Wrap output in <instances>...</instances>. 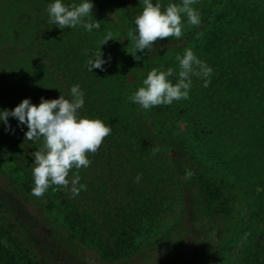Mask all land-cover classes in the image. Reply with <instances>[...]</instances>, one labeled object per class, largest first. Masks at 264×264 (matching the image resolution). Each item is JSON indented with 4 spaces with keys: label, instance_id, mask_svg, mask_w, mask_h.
Wrapping results in <instances>:
<instances>
[{
    "label": "trees",
    "instance_id": "16d2710c",
    "mask_svg": "<svg viewBox=\"0 0 264 264\" xmlns=\"http://www.w3.org/2000/svg\"><path fill=\"white\" fill-rule=\"evenodd\" d=\"M50 2H1L39 48L28 76L21 75L32 84L33 103L41 97H66L70 86L79 84L85 93L79 115L99 118L112 130L95 153H87V168L69 170L68 178H80L74 196L57 185L40 197L33 195V157L19 144L0 152V264H217L241 225L247 234L235 264H264L263 202L243 223L244 190L200 158L169 106L145 110L128 100L134 92L124 40L142 3L93 0V18L100 28L88 32L47 23ZM159 2L163 9L180 0ZM114 5L128 35L108 16ZM193 7L200 13L198 26L185 24L180 38H158L153 48L138 52L144 78L168 62L163 54L169 45H194L212 73L207 87L192 76L189 98L182 99L192 130L227 136L253 131L251 122L264 110V0H196ZM109 32L114 40L101 50L105 57L111 54L110 64L103 72L87 71L85 62ZM53 74L60 76L63 87ZM3 141L17 144L20 136L3 131Z\"/></svg>",
    "mask_w": 264,
    "mask_h": 264
},
{
    "label": "clouds",
    "instance_id": "9594fccd",
    "mask_svg": "<svg viewBox=\"0 0 264 264\" xmlns=\"http://www.w3.org/2000/svg\"><path fill=\"white\" fill-rule=\"evenodd\" d=\"M138 2L142 3L143 8L135 17V27L129 34L132 45L129 54L135 59L140 57L138 52L153 48V42L158 38H180L185 24L198 26L201 23L200 13L192 6L196 0H180L179 4L170 2L163 9L159 0L156 3L153 0ZM93 8V0H80L79 3L71 4H65L63 0H52L46 9L47 23L61 30L66 27H83L91 32L100 28V23L93 18ZM109 40H114L111 32L99 42V51L85 62L87 71H106V66L111 62V54L105 57L101 46ZM176 60L179 62V72L175 83L169 79L174 75L173 68H153L143 78L142 86L128 96V100L147 110L162 104L171 105L181 99L187 100L192 76L202 78L204 87L209 85L212 68L200 60L191 48H186L183 55L178 54ZM84 96L80 85L73 84L69 88L68 98L64 95L53 99L41 97L38 104L33 103L31 98H24L11 109L0 108V124L4 125L6 132L15 131L9 123L11 117L16 119L17 127L22 130L24 126L27 127L25 140H43L42 148L31 153L34 165L32 194L37 197L42 196L52 185L71 184L72 192L78 193L75 186L80 178L74 175L71 180L67 179L69 170L87 168L91 164L87 153H95L103 139L111 133V126L101 119L79 115L85 103ZM140 178L141 175L137 174L135 179L139 181Z\"/></svg>",
    "mask_w": 264,
    "mask_h": 264
},
{
    "label": "rangeland",
    "instance_id": "374dc122",
    "mask_svg": "<svg viewBox=\"0 0 264 264\" xmlns=\"http://www.w3.org/2000/svg\"><path fill=\"white\" fill-rule=\"evenodd\" d=\"M1 2L2 0H0V108L11 109L24 98H31L33 102L32 84H29L27 80L25 81V79L21 77L24 75L28 76L30 64L37 59V50L39 48L36 43L32 41L29 31L28 34H23V29L25 28L21 26L19 21H14L13 12L9 9H5ZM108 16L114 20L120 31L127 34L124 19L116 5L113 6ZM16 31H18L17 33H19V35ZM178 44H183V42H178ZM124 45L131 69L129 82L133 86V92H135L142 86V80L144 78L142 62L139 57L135 59L129 54L132 50L129 38L124 40ZM175 45H177V43L169 45L168 51L163 54L164 57H169L168 62H166V64L161 63L158 67L160 70H167L169 67L173 68L174 75L169 77L173 83L178 79L179 62L171 58L172 52L181 49V51L177 53L183 55L186 48H191L195 55L202 60L197 47L194 45L174 48ZM137 55L139 56V53H137ZM53 76L63 87L64 83L60 76L57 74H53ZM66 98H68L67 92ZM168 106L175 124L184 131L189 141L195 145L200 158L215 167L228 182L235 183L244 190V195L241 199V213L243 216L242 222L245 223V216H248V213L252 212V210L254 211L259 203L263 202L264 204V110H259V112H257L261 119L258 117L256 121L251 122L250 126L253 131L240 135L227 136L223 131L214 133L206 132L201 129L193 131L190 127V115L185 113L182 99L174 101ZM9 123L12 128L14 127L15 131L6 132L4 130V125L0 124V132H6L9 137L18 133L20 141L17 144L15 141L13 143L11 142L8 146H6L7 142H1V153L11 145L16 146L18 144L23 146L26 151H24V153L30 155L34 151L42 148V139L34 141H27L24 139V132L27 131L26 126L23 127V130L21 128L16 129L15 124L17 121L11 117L9 118ZM248 123H250V121H248ZM171 160L172 157L167 155V163H170ZM9 166H12V164ZM92 172H94V170ZM67 179L71 180L68 177ZM64 187L68 195L74 196L71 190V184ZM111 199L112 194H108L107 200L111 201ZM177 210L178 205L175 207L174 211L176 212ZM170 218L171 217L166 219V222H168ZM243 226L244 225L240 226L233 241L229 244L230 248L223 253L217 264H235L239 256L240 244L244 241L247 234L242 230L244 228ZM86 253L88 257L93 258L94 253L92 251H86Z\"/></svg>",
    "mask_w": 264,
    "mask_h": 264
}]
</instances>
